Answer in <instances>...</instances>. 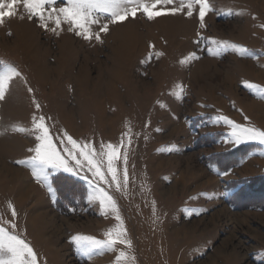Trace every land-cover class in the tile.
<instances>
[{
	"label": "rangeland",
	"instance_id": "1",
	"mask_svg": "<svg viewBox=\"0 0 264 264\" xmlns=\"http://www.w3.org/2000/svg\"><path fill=\"white\" fill-rule=\"evenodd\" d=\"M209 5L204 28L199 6L191 18L101 19L91 30L108 23L102 42L66 23L45 30L22 4L25 18L0 25V74L19 73L0 100V226L25 239L38 264H264V144L233 142L225 120L264 130V0ZM34 115L47 118L60 151L65 132L96 155L102 143L117 146L121 179L127 153L126 188L107 190L130 246L85 255L73 243L105 240L119 225L90 200L87 168L49 170L43 184L14 163L34 155Z\"/></svg>",
	"mask_w": 264,
	"mask_h": 264
},
{
	"label": "snow or ice",
	"instance_id": "2",
	"mask_svg": "<svg viewBox=\"0 0 264 264\" xmlns=\"http://www.w3.org/2000/svg\"><path fill=\"white\" fill-rule=\"evenodd\" d=\"M18 4L23 5L28 19L39 21V26L45 28V30H48V23L52 21L54 27L51 28V31L59 34L57 30L61 29L62 24L66 23L69 32H73L75 35L82 36L87 40L95 38L100 42H102L100 33L108 31V23L101 25L99 31L95 33L92 32L91 25L98 23L101 19L111 23L123 22L129 16L135 18L138 12H141L148 20H153L162 15H175L178 12L191 18L196 12V6H199L198 19L200 27L204 28L203 21L206 13L214 10L210 7L209 0H179V5L173 7L168 6L174 5L175 0H66V6L64 7H54L57 0H0V25L6 22V18L12 19L20 16L17 8ZM20 18L25 17L20 16ZM8 34L11 35L10 32ZM213 43H216L218 48L228 47L227 43L220 44L218 41H213ZM189 58L195 59L197 57L195 53H191ZM0 63H3V61H0ZM14 75H19L14 67H8L3 74H0V100L4 99L6 86ZM28 91L31 92L32 89L29 88ZM35 107L39 110L41 106L37 103ZM46 119L43 115L32 117V124L35 129V144L28 151L34 153V155L27 159L17 160L14 163L30 168L34 179L43 184H47L49 180V170L63 169L66 172H74L77 169L87 168V171L95 178L93 190L89 194L90 200H98L102 207L110 208L116 214L114 218L119 222V225L115 232L109 230L105 233L107 237L105 240L89 236H77L73 238V243L85 255H91L93 249L106 248L112 250L117 243L130 246L131 241L127 239L117 203L107 190L113 184H115L118 191L126 188L128 183L127 153H124L125 167L121 179L116 166L119 159V148L117 146L108 143L105 152V145L102 143L100 145L101 150L96 155L92 143L81 144L65 132L63 137L60 138V143L63 144V150L60 151L54 145L53 138L50 137L49 126L45 123ZM225 120L232 127L231 137L233 142L240 143L242 140H253L264 144V130L243 127L227 118ZM19 130L24 131L22 128ZM76 174H79V172H76ZM89 183L91 184L92 181H89ZM49 190L51 191L50 186ZM13 215H15L14 211ZM12 227L14 228L15 225L13 224ZM123 257H125V252H119L116 257L117 262ZM0 264H38L37 254L25 239L0 226Z\"/></svg>",
	"mask_w": 264,
	"mask_h": 264
}]
</instances>
